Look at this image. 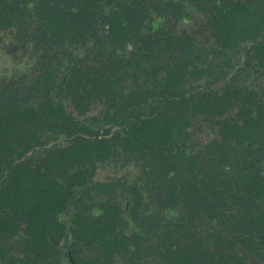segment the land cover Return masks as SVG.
<instances>
[{
	"label": "trees",
	"instance_id": "16d2710c",
	"mask_svg": "<svg viewBox=\"0 0 264 264\" xmlns=\"http://www.w3.org/2000/svg\"><path fill=\"white\" fill-rule=\"evenodd\" d=\"M0 46V264H264V0H0Z\"/></svg>",
	"mask_w": 264,
	"mask_h": 264
},
{
	"label": "rangeland",
	"instance_id": "374dc122",
	"mask_svg": "<svg viewBox=\"0 0 264 264\" xmlns=\"http://www.w3.org/2000/svg\"><path fill=\"white\" fill-rule=\"evenodd\" d=\"M205 43H206V46L208 45V47L206 48V51L208 53L207 54L208 58H215L217 61H219L220 59L224 57L226 58L232 57L229 51L225 52V51L220 50V48L217 45H215L216 43L213 40L209 39V41ZM32 63H33V58L31 57H27L19 61L15 60V58L12 57L10 53H7L0 46V78L5 74L9 75L11 72H16V71L28 72L32 68ZM239 79L242 84L244 83L249 84L251 81H254L256 78H255V75L251 71L245 70L244 72H241V74L239 75ZM66 108L68 111H71L73 114L78 115L73 109L71 104H67ZM101 109H102V104L94 103L91 105L89 110L85 112V114H81L78 116L81 118V117L90 116V115H97ZM195 138L201 142H205L208 138V132L203 130L198 135H196ZM65 144H66L65 140H63L62 138H57L53 141H50L49 144L46 145V148L53 149V150H59V149H62L65 146ZM109 175H110V171L106 169V170H100L97 177L101 179H106ZM169 202L170 201L168 200V203ZM169 204H171V202ZM176 205L180 207L182 210L185 209L186 207L185 202L180 199H177ZM162 257L163 258H161L160 260L156 262H152L150 259L151 256H149L148 259H145L142 262L144 264H147V263L148 264H182V262L179 261L178 258H176L174 254L173 255L171 253L164 254Z\"/></svg>",
	"mask_w": 264,
	"mask_h": 264
},
{
	"label": "flooded vegetation",
	"instance_id": "af4514ba",
	"mask_svg": "<svg viewBox=\"0 0 264 264\" xmlns=\"http://www.w3.org/2000/svg\"><path fill=\"white\" fill-rule=\"evenodd\" d=\"M76 50H77V52H76V54H77V53H78V51L82 52V50H83V49H80V50H79V49H76Z\"/></svg>",
	"mask_w": 264,
	"mask_h": 264
}]
</instances>
